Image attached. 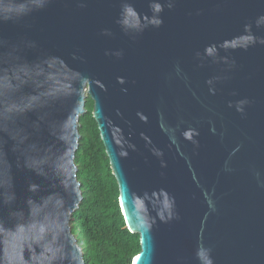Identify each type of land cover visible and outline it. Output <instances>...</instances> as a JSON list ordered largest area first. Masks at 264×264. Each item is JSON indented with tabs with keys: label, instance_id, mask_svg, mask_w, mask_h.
<instances>
[{
	"label": "water",
	"instance_id": "water-1",
	"mask_svg": "<svg viewBox=\"0 0 264 264\" xmlns=\"http://www.w3.org/2000/svg\"><path fill=\"white\" fill-rule=\"evenodd\" d=\"M87 96L131 264H264V0H0V264H84Z\"/></svg>",
	"mask_w": 264,
	"mask_h": 264
},
{
	"label": "trees",
	"instance_id": "trees-1",
	"mask_svg": "<svg viewBox=\"0 0 264 264\" xmlns=\"http://www.w3.org/2000/svg\"><path fill=\"white\" fill-rule=\"evenodd\" d=\"M92 99L79 118L80 139L74 156L82 198L71 218L83 242L84 264H131L139 252V236L128 231L118 202L112 174L97 123ZM72 230V229H71Z\"/></svg>",
	"mask_w": 264,
	"mask_h": 264
},
{
	"label": "rangeland",
	"instance_id": "rangeland-1",
	"mask_svg": "<svg viewBox=\"0 0 264 264\" xmlns=\"http://www.w3.org/2000/svg\"><path fill=\"white\" fill-rule=\"evenodd\" d=\"M72 229V233L74 234L78 245L80 246L81 249H83V242H82V238L79 236L77 230L75 228H71Z\"/></svg>",
	"mask_w": 264,
	"mask_h": 264
}]
</instances>
